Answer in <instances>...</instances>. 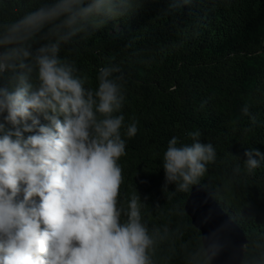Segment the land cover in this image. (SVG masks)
Listing matches in <instances>:
<instances>
[{"label":"clouds","instance_id":"1","mask_svg":"<svg viewBox=\"0 0 264 264\" xmlns=\"http://www.w3.org/2000/svg\"><path fill=\"white\" fill-rule=\"evenodd\" d=\"M157 2L16 0L0 11V264H264L248 192L259 149L221 158L199 129L186 133L191 143L173 135L162 155L166 204L124 187L120 161L140 131L124 111L129 74L115 55L94 73L79 56L95 34ZM167 3L165 16L191 0ZM225 162V178H211ZM194 192L198 216L181 198Z\"/></svg>","mask_w":264,"mask_h":264},{"label":"trees","instance_id":"2","mask_svg":"<svg viewBox=\"0 0 264 264\" xmlns=\"http://www.w3.org/2000/svg\"><path fill=\"white\" fill-rule=\"evenodd\" d=\"M15 2L3 0L0 11L7 13ZM167 7V0H159L110 24L79 56L80 66L94 73L102 55H115L129 74L124 111L139 120L140 131L120 161L124 187L136 185L150 204L161 206L162 155L173 135L191 143L186 133L199 129L202 142L216 145L221 158L227 151L242 157L246 148L264 153V0H191L162 15ZM193 22L200 33L195 38ZM185 25L188 31L181 32ZM245 105L249 115L242 112ZM248 127L251 132H245ZM227 170L228 162L210 166L209 175L224 179ZM250 182L249 199L264 224V163ZM181 198L187 201L188 195Z\"/></svg>","mask_w":264,"mask_h":264},{"label":"water","instance_id":"3","mask_svg":"<svg viewBox=\"0 0 264 264\" xmlns=\"http://www.w3.org/2000/svg\"><path fill=\"white\" fill-rule=\"evenodd\" d=\"M202 196L203 194L199 192H194L191 194L190 197L188 196L186 203H188V209L190 213H193L197 216L199 215L198 210H200V202H201Z\"/></svg>","mask_w":264,"mask_h":264}]
</instances>
